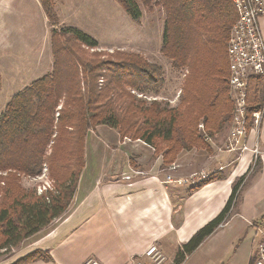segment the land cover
Masks as SVG:
<instances>
[{
    "label": "trees",
    "instance_id": "trees-1",
    "mask_svg": "<svg viewBox=\"0 0 264 264\" xmlns=\"http://www.w3.org/2000/svg\"><path fill=\"white\" fill-rule=\"evenodd\" d=\"M38 1L50 19L53 1ZM114 1L134 22L142 17L140 6L163 12L159 53L173 72L182 75L178 103L171 107L136 96L157 97L164 85L161 68L141 55L120 50L89 54L86 50L98 49L95 39L74 27L52 28L50 72L11 97L0 114V257L67 211L85 166L90 130L106 126L120 140L141 141L161 158L163 167H170L183 151L210 153L204 138L213 139L230 126L227 42L237 20L231 1ZM262 98L263 81L252 78L247 91L248 131ZM44 167L53 189L39 196L24 189L22 179L40 176ZM243 179L234 184L220 214L177 249L174 264H181L227 219ZM211 181L214 174L188 193ZM36 261L49 262L51 257L36 250L13 264Z\"/></svg>",
    "mask_w": 264,
    "mask_h": 264
},
{
    "label": "crops",
    "instance_id": "crops-1",
    "mask_svg": "<svg viewBox=\"0 0 264 264\" xmlns=\"http://www.w3.org/2000/svg\"><path fill=\"white\" fill-rule=\"evenodd\" d=\"M35 3L37 7V0ZM23 6L21 0H0V114L11 97L52 68L50 45L44 54L41 33L33 26L29 30L23 27L22 18L31 16ZM39 8L41 12L40 3ZM259 26L264 39V16ZM17 38L25 40L23 56L14 59L20 72L14 75L15 80H8V91L2 92V69L8 68L6 57ZM229 127L211 139L210 153L183 151L173 164L176 180L198 171L214 174V181L192 193H188L190 187L166 182L161 158L154 157L148 145L120 140L118 133L106 126L89 131L85 166L67 211L13 249L0 264H13L36 250L48 252L51 261L30 264H83L89 259L100 264H131L143 258L152 245L163 255H175L220 214L241 177L229 216L204 241L214 239V264H250L257 258V228L264 226V117L259 132L246 135V151L226 150ZM255 145L260 153L253 164Z\"/></svg>",
    "mask_w": 264,
    "mask_h": 264
},
{
    "label": "rangeland",
    "instance_id": "rangeland-1",
    "mask_svg": "<svg viewBox=\"0 0 264 264\" xmlns=\"http://www.w3.org/2000/svg\"><path fill=\"white\" fill-rule=\"evenodd\" d=\"M21 1L24 4L23 8L26 10V13L31 14V16L27 15L26 18H22V21H24L23 27L26 28V30H29L33 26L32 29L35 30L37 34L41 33L40 38L43 43L42 47L44 54H46L47 48L49 49L48 44L50 45L51 43L49 35L51 34L52 28H77L95 39L98 43V49L86 50L89 54L108 55L113 51L120 50L122 52H126L127 54L141 55L151 65L159 66L162 70L164 80L161 95L156 97L152 95L142 96L136 94V96L138 98L143 97L147 101L162 100L161 102L165 101L171 107H175L177 105L182 75L173 72L171 70L170 63L159 53L164 21L163 12L159 7L152 6L146 8L140 6L142 17L138 22H134L126 16L114 0H52L54 15H51V18L49 19L46 17L43 9L40 12L38 0L37 7L35 0ZM18 21H21V19ZM37 40H39V37ZM16 42L17 44L14 46L13 51L11 53L9 52L6 57V64L8 65V68L5 70L2 69L4 80L2 92H4V90L8 91V89H6L8 80H15L14 75L20 72L14 59L23 56L25 40L17 38ZM20 76L21 75H19V78ZM0 94L2 95L3 93ZM6 94H4V96ZM1 95L0 103L2 102ZM169 168L170 167L162 166L165 176L171 175L174 177L173 171ZM197 183L198 182L195 184ZM21 184L24 189H33L38 196L40 191L43 192V186L45 188L49 187L51 190L53 189V184L48 178L46 167L43 168L40 176L35 178H23ZM192 186H194V184L184 185V187L187 188ZM212 249L214 250V239L209 240L207 243L204 241L195 251L186 256L182 263L214 264V254L212 253ZM14 250L2 255L0 260L8 258L12 255ZM165 255V260H162L159 264H174L175 255ZM135 264L149 263L145 260H139L136 261Z\"/></svg>",
    "mask_w": 264,
    "mask_h": 264
},
{
    "label": "built area",
    "instance_id": "built-area-1",
    "mask_svg": "<svg viewBox=\"0 0 264 264\" xmlns=\"http://www.w3.org/2000/svg\"><path fill=\"white\" fill-rule=\"evenodd\" d=\"M230 1L236 11L237 20L230 30L227 42L228 89L233 111L225 148L233 152L247 150L243 143L246 135L249 131L258 133L264 117V39L259 26V20L264 16V0ZM255 77H260L263 81V98L260 109L252 113V125L248 131L247 91L250 80ZM205 141L210 143L211 139L205 137ZM252 152L255 157L253 164H255L256 157L260 153L256 145ZM169 169H175L174 165L172 164ZM208 176L207 173L200 171L182 180H176L171 175H166L165 180L168 184H176L177 186L196 185V182H202ZM128 179L129 177L125 178V180ZM43 188V192H37L39 195L44 191L51 190L49 187L43 186ZM257 232L260 235V241L254 264H264V226L257 228ZM143 256L141 259L132 260L131 264H135L139 260H145L149 264H159L165 260V256L156 245L150 246ZM83 264L100 263L94 259H89Z\"/></svg>",
    "mask_w": 264,
    "mask_h": 264
}]
</instances>
